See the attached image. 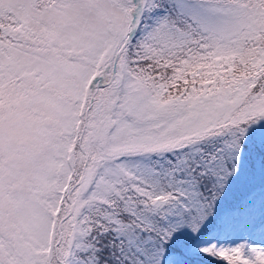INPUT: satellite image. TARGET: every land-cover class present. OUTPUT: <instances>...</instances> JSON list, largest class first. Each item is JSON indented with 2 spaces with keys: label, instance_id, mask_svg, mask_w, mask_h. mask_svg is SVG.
<instances>
[{
  "label": "snow or ice",
  "instance_id": "obj_1",
  "mask_svg": "<svg viewBox=\"0 0 264 264\" xmlns=\"http://www.w3.org/2000/svg\"><path fill=\"white\" fill-rule=\"evenodd\" d=\"M0 264H264V0H0Z\"/></svg>",
  "mask_w": 264,
  "mask_h": 264
}]
</instances>
